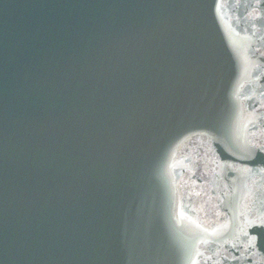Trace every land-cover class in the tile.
Instances as JSON below:
<instances>
[{
    "label": "water",
    "instance_id": "1",
    "mask_svg": "<svg viewBox=\"0 0 264 264\" xmlns=\"http://www.w3.org/2000/svg\"><path fill=\"white\" fill-rule=\"evenodd\" d=\"M0 264H264V0H0Z\"/></svg>",
    "mask_w": 264,
    "mask_h": 264
}]
</instances>
